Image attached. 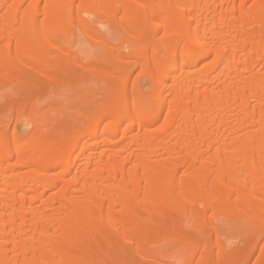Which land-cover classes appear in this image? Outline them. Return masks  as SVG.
<instances>
[{"label": "bare ground", "instance_id": "bare-ground-1", "mask_svg": "<svg viewBox=\"0 0 264 264\" xmlns=\"http://www.w3.org/2000/svg\"><path fill=\"white\" fill-rule=\"evenodd\" d=\"M75 73L97 101L53 126L36 102ZM4 89L32 119L28 141L0 122V264H160L157 235L195 245L182 264H264V0H0Z\"/></svg>", "mask_w": 264, "mask_h": 264}, {"label": "rangeland", "instance_id": "rangeland-1", "mask_svg": "<svg viewBox=\"0 0 264 264\" xmlns=\"http://www.w3.org/2000/svg\"><path fill=\"white\" fill-rule=\"evenodd\" d=\"M80 15L82 17L86 18V15L84 13H82V14L80 13ZM73 25H74L75 34H76V37L75 38H77L84 47L88 48V46L90 45V43L84 37H82L81 34L78 32L77 28L75 27V22H73ZM116 37H118V39H119V38H121V35L119 34V36L117 35ZM116 37H114L113 40L117 39ZM115 42H114V44H115ZM121 45L122 44L119 45L120 50L121 51L123 50V53L126 54L127 53V50H125L124 48H122ZM71 51H72L71 52L72 54L64 56V58H65V64L67 65V67H69L71 65V63H72V60H74L72 58V56L73 57H76V56H74V52H76V51L74 49H72ZM76 54H77V56H81L82 55V53H77V52H76ZM114 55L116 56V54H114ZM80 58L81 57H79V59ZM114 58L115 57H113V55H111L110 59L113 60ZM70 69H72V68H70ZM80 73H75V74L71 75L72 77L70 78V80H68L67 84H63L62 86L56 85L57 87L56 86L53 87V85L50 86L48 88V90H46L44 93H42L40 95V98H38V101L36 102V105L42 106L43 111H45L47 109L50 112H52L51 110H54V109H55L56 112H57V110L60 111L59 114H55L56 113L55 111L53 113H50L49 112L50 115H49V113H47V115L53 117V122H52L53 126L56 125V124H58L59 119L60 120L66 119V117H63V116H66V115H69V114H73V113L75 114L79 110V106L78 105H80V104L82 105V103H84L85 99L88 96H91V94H90V95H88L86 97L87 93L90 92V90L92 89V88L90 89V87H93L94 90H95V87H96L95 86V83L94 84L88 83L85 80V76L83 75V77H82ZM70 74H72V73L70 72ZM132 79L133 80L134 79H137L138 80V83L140 84V86L142 88H144L143 90H146L145 85L147 83V81H146L147 79L144 76L139 75L138 73H136V74L133 75ZM81 90H84V92H82ZM92 91H93V89L91 90V93H92ZM77 92H82V93H80L79 95H77L76 94ZM95 92H96V94H98L96 90H95ZM5 94H6V90L5 89L4 90H0V122H2L4 126H6L8 133H10L11 130H14V132H15L14 134L20 136L21 137L20 138L21 140L28 141L29 140V137L26 135L25 132H26L27 129H30L31 128L30 125H27V121H29L30 119H32V110L26 108V109L20 111L19 113L14 112L6 104V101H5L4 96H3ZM96 94L95 95L94 94L92 95V96H94V101H97V100H95L98 97V96L96 97ZM98 100H99V98H98ZM56 102H57V104H56ZM58 102H60V103H58ZM48 103L53 104L52 105L53 108ZM58 104H60L61 107L63 106L62 107L63 110L62 109L59 110ZM46 105H47V107H49V105H50V107L49 108H46L45 107ZM77 107H78V110H77ZM61 111H63V112H61ZM55 118H57V119L54 120ZM8 137H10V136L8 135ZM201 206L202 205L198 204V206L196 205V208L192 209L193 210V213H194L193 215H196V216L198 215V217H199V214H200V216L202 218L201 219L199 217V219L201 221L200 220L197 221V223L198 222L203 223V224L200 225V227H202V225L205 227L206 225H204V223L209 224V222L214 221V224L216 223L215 225L218 224V226H219L218 228L220 229L219 233H220V236H221L220 237V241L224 244L225 250L226 251H229V250L235 248L239 244V242H240V240L242 238L241 228L239 226H237L236 224L232 223V222L231 223H228V222L225 221V224H226L225 225L223 223L224 221L223 222H220L221 220L224 219V218L223 219H220V216H219V219L218 220H217V217H218L217 216L216 218L210 219V221H209V219H208V217H207L206 214L203 215V214L199 213L201 211ZM197 207H198V209H197ZM195 209H197V210H195ZM187 213H188V211H187ZM189 214H187L188 217H186L187 218L186 219V222L188 224H191L192 223L191 222L192 221V217H189ZM208 216H209V214H208ZM204 217H205V220H207V222L206 221L205 222L203 221L204 220L203 219ZM167 238L168 237L165 238L162 235H157L152 240H150V242L148 243L147 246H145V248L147 250H149V251H147V253L153 255L154 258L153 257H148L149 259H153L155 261H157V259H158V262L160 264H182L183 261H184L183 259H185V257H188L189 255H192L191 254L192 251H195L194 249H196L195 248V245L194 246H191L192 248H190V247L184 248L176 240L174 241V239H167ZM121 245H122V248L123 249H122L121 256L118 257L120 259H118L117 256H113L114 254L112 255L114 259L116 257L115 262H119L122 259L123 260H127L132 255L131 248L129 247L128 244L122 242ZM130 259H132V260L134 259V261L137 264H155V263H152V262H148V263L145 262L144 263L140 258H138L136 256H134V257H132ZM127 261H130V260H127ZM116 264H119V263H116Z\"/></svg>", "mask_w": 264, "mask_h": 264}]
</instances>
